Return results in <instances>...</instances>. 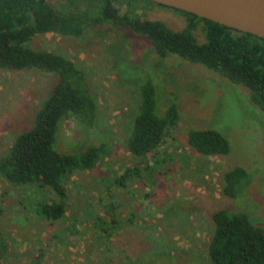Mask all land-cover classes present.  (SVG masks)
<instances>
[{
    "label": "rangeland",
    "instance_id": "374dc122",
    "mask_svg": "<svg viewBox=\"0 0 264 264\" xmlns=\"http://www.w3.org/2000/svg\"><path fill=\"white\" fill-rule=\"evenodd\" d=\"M117 6L127 10L120 0ZM136 9L175 30L187 23L170 8L139 2ZM195 35L206 41L203 23ZM30 45L72 60L98 103L94 126L73 116L62 120L56 148L80 153L105 142L108 152L93 169L69 175L66 210L58 220L41 212L42 202L58 199L52 190L14 185L0 175V264H125V256L139 253L142 264H212L208 246L216 210L245 211L264 227V110L247 87L177 55L162 57L148 37L112 23L88 25L78 37L37 34ZM148 79L160 113L175 100L181 116L154 152L136 157L126 137ZM56 83L55 73L0 67V157L33 126ZM193 128L224 134L230 153L205 155L191 147ZM236 166L247 168L252 181L231 197L224 192V173ZM113 219L117 225L104 236L100 226Z\"/></svg>",
    "mask_w": 264,
    "mask_h": 264
},
{
    "label": "trees",
    "instance_id": "16d2710c",
    "mask_svg": "<svg viewBox=\"0 0 264 264\" xmlns=\"http://www.w3.org/2000/svg\"><path fill=\"white\" fill-rule=\"evenodd\" d=\"M117 1L0 0V67L38 69L57 75V83L41 102L33 126L19 134L0 157V175L7 181L14 185L45 186L58 196L52 202L41 203L42 215L50 220H58L65 214V182L69 175L96 167L107 154L108 145L105 142L88 145L80 153L56 148V134L62 120L73 116L82 124L94 126L98 103L84 72L62 53L34 49L30 42L35 35L53 32L78 37L88 25H121L148 37L162 57L177 55L247 87L252 101L264 110V38L150 0H120L127 7L121 12ZM139 2L182 13L187 23L175 30L162 20L143 18L136 9ZM200 23H203L205 42H199L195 35ZM140 90V104L130 123L126 146L134 156L145 157L162 144L181 115L175 100L160 113L156 86L151 79ZM188 143L205 155L231 151L229 139L211 128L191 129ZM251 181L252 173L236 166L224 173V192L236 197ZM110 209L113 211L114 207ZM212 218L208 246L212 264H264L263 226L256 225L247 212L227 208L216 210ZM116 221L107 220V226H100L104 236L110 237ZM149 255L158 257V253ZM144 257L147 258V253ZM123 260L125 264H142V253L127 255Z\"/></svg>",
    "mask_w": 264,
    "mask_h": 264
},
{
    "label": "water",
    "instance_id": "95a60500",
    "mask_svg": "<svg viewBox=\"0 0 264 264\" xmlns=\"http://www.w3.org/2000/svg\"><path fill=\"white\" fill-rule=\"evenodd\" d=\"M264 38V0H150Z\"/></svg>",
    "mask_w": 264,
    "mask_h": 264
}]
</instances>
